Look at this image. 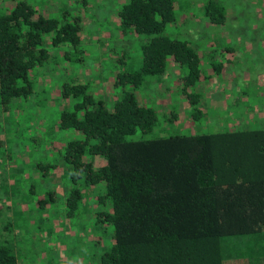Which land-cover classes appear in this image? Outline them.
<instances>
[{"label":"trees","instance_id":"16d2710c","mask_svg":"<svg viewBox=\"0 0 264 264\" xmlns=\"http://www.w3.org/2000/svg\"><path fill=\"white\" fill-rule=\"evenodd\" d=\"M5 1L10 0H0L4 109L35 93L36 75L51 55L49 45L81 50L82 40L80 14L62 10L50 15L45 11L49 8L30 0H13L7 6ZM77 1L86 5L89 0ZM178 7L177 0L122 3L117 12L120 26L142 36V61L138 69L116 72L112 97L82 82L65 81L59 87L68 104L58 109L50 127L63 143L37 166L49 171L61 165L70 174L73 185L65 202L69 213L82 199L81 188L102 189L97 202L107 208H100L96 219L110 224L112 232L100 264H232L264 254V126L156 135V109L135 94L145 76L162 75L173 65L184 67L177 77L181 98L189 104L199 100L193 88L207 76H202L203 54L174 33ZM203 7L209 23L226 22L220 1H206ZM215 48L208 50L212 61L226 58L212 62L213 73L221 75L231 62L225 56L229 46ZM231 64V71L243 79L241 65ZM199 113L198 108L192 111L194 117ZM43 133L51 144L53 133L46 127ZM95 155H102L104 162L95 165ZM240 235L252 238L242 244ZM245 253L251 255L240 257ZM17 260L13 246L0 243V264Z\"/></svg>","mask_w":264,"mask_h":264},{"label":"rangeland","instance_id":"374dc122","mask_svg":"<svg viewBox=\"0 0 264 264\" xmlns=\"http://www.w3.org/2000/svg\"><path fill=\"white\" fill-rule=\"evenodd\" d=\"M12 1H5V6ZM30 1L42 9L49 8L45 11L50 15L62 14V10L70 11V15L80 14L82 40L78 47L81 50L49 45L51 55L36 75L35 93L20 104L8 105L6 110L0 105V243L5 241L13 246L18 264L61 261L100 264V254L109 246L112 232L110 224H101L96 219L98 210L107 208L97 202V194L102 189L81 188L82 199L69 213L65 202L73 185L70 174L61 165L43 171L37 161L49 160L63 143L59 132L50 127L58 109L68 104L59 95L60 85L65 81L82 82L90 90L112 97L116 72L139 68L144 40L120 26L117 12L126 0H89L86 5L77 0ZM206 1L209 0H177L180 7L174 33L188 38L199 50L209 41L234 50L255 49V57L246 55L248 59L240 70L245 72L249 64L252 70L259 67L264 73V0H216L224 5L227 15L226 22L220 25L205 19ZM237 41L247 43L243 47L233 46ZM66 47L69 51L65 59ZM216 59L226 60L216 56L214 63ZM213 61L207 57L202 59V76L205 73L207 76L194 85L193 90L199 93L196 104L182 99L177 88V77L184 67L169 65L162 75L144 77L135 94L140 102L152 106L158 113L159 123L153 134L264 126L262 75L257 78L250 74L249 79H242L239 72L231 71L232 60L220 75L213 73ZM196 108L200 113L194 117L192 111ZM45 127L53 133L51 144L46 141L48 135L43 133ZM93 161L99 165L104 157L95 155ZM238 237L242 244L245 238H252L250 235Z\"/></svg>","mask_w":264,"mask_h":264},{"label":"crops","instance_id":"0c3cea01","mask_svg":"<svg viewBox=\"0 0 264 264\" xmlns=\"http://www.w3.org/2000/svg\"><path fill=\"white\" fill-rule=\"evenodd\" d=\"M238 44H235L233 46H236L237 47H243L247 42H241V41H237ZM227 47L226 45L220 43H216L215 41H209L204 47H202V49H196L197 51H201L202 52V57H207V58H211L209 56V49L210 48H215V47ZM215 48V49H217ZM248 49V48H247ZM255 54H256V50L255 49H251V50H247V51H242V50H234V49H229L228 51H226V57H228L229 59L235 61V63L237 65H241L245 62V59H248L246 57V55H248L250 58L252 57H255ZM237 57V59H236ZM202 58V59H203ZM248 69L245 71L246 73V76L243 77V79H249L250 78V74L254 77H257L259 78L261 75H262V78H264V74L260 73L258 70H252V67H250V65L248 64ZM228 70V69H227ZM211 72V71H210ZM224 74V73H222ZM261 78V77H260ZM241 89V88H240ZM264 95V93H262ZM263 103V106H262V109L264 110V101H262ZM246 255H251L249 253H245L243 254L242 256L240 257H244ZM248 258V261H242L243 258H239V261H232V264H264V254H258V255H254V258L255 259H250V256L247 257Z\"/></svg>","mask_w":264,"mask_h":264}]
</instances>
